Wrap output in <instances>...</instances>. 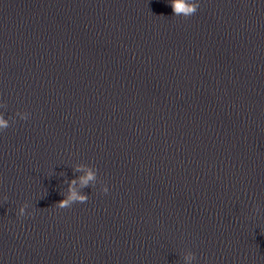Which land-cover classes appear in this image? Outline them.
<instances>
[{"label":"water","instance_id":"obj_1","mask_svg":"<svg viewBox=\"0 0 264 264\" xmlns=\"http://www.w3.org/2000/svg\"><path fill=\"white\" fill-rule=\"evenodd\" d=\"M198 2L0 0V264H264V0Z\"/></svg>","mask_w":264,"mask_h":264},{"label":"clouds","instance_id":"obj_2","mask_svg":"<svg viewBox=\"0 0 264 264\" xmlns=\"http://www.w3.org/2000/svg\"><path fill=\"white\" fill-rule=\"evenodd\" d=\"M171 6L174 10V13L176 16H183L185 18L191 17L194 15L198 8H199V2L198 0H171ZM19 115V113H17ZM21 119L27 120V118L22 117ZM10 126V121L6 120L4 118V114L0 113V132L6 130ZM77 171H80L81 169L78 167L76 169ZM80 182L82 186H87L90 181H93L95 179V173L93 171H88L86 176L80 177ZM72 184H76V181L73 180ZM71 187V185H70ZM109 191V188L106 186L103 189L104 193H107ZM89 198L87 196H77L75 191L72 192V195L66 199L61 201L56 207L60 209L69 208V201L70 200H79L80 202H86ZM24 212V208H20V213L22 214ZM192 257L190 256L189 259Z\"/></svg>","mask_w":264,"mask_h":264}]
</instances>
